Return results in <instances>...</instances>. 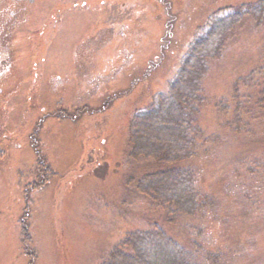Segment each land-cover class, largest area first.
<instances>
[{
  "label": "rangeland",
  "instance_id": "obj_1",
  "mask_svg": "<svg viewBox=\"0 0 264 264\" xmlns=\"http://www.w3.org/2000/svg\"><path fill=\"white\" fill-rule=\"evenodd\" d=\"M256 1L0 0V264H102L155 225L198 264H264V25L245 19L203 79L204 139L182 164L197 216L168 224L138 193L162 166L128 140L209 17Z\"/></svg>",
  "mask_w": 264,
  "mask_h": 264
},
{
  "label": "trees",
  "instance_id": "obj_2",
  "mask_svg": "<svg viewBox=\"0 0 264 264\" xmlns=\"http://www.w3.org/2000/svg\"><path fill=\"white\" fill-rule=\"evenodd\" d=\"M245 19L263 26L264 0L213 13L188 46L166 93L155 95L129 123L130 158L152 160L162 166L141 177L137 191L164 212L168 224H176L182 217L193 218L202 211L195 171L182 164L195 156L199 141L204 139L199 126L204 105L203 79L210 63L222 57L229 36ZM37 160L40 177L46 182L50 168L39 153ZM43 185L39 183L34 189ZM193 246L194 251L186 249L155 225L149 231L128 233L102 264H198L201 249Z\"/></svg>",
  "mask_w": 264,
  "mask_h": 264
}]
</instances>
